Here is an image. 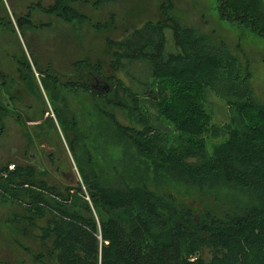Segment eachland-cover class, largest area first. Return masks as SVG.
<instances>
[{
	"label": "trees",
	"instance_id": "obj_1",
	"mask_svg": "<svg viewBox=\"0 0 264 264\" xmlns=\"http://www.w3.org/2000/svg\"><path fill=\"white\" fill-rule=\"evenodd\" d=\"M81 1L53 0L47 6L30 3L27 13L16 16L11 26L22 33L49 28V23L33 21L35 7L67 22L85 21L86 16L73 6ZM219 1L228 19L264 36V0ZM172 9V0H162L160 18L145 21L120 39L108 40L110 73L105 77L100 64L88 59L74 63L80 80L60 78L49 66L41 69L36 64L40 86L56 120L66 110L65 94L77 89L94 100L102 97L119 105L120 101L110 97L114 85L139 110V93L151 87L148 99L172 130L163 125L124 126L113 113L100 107L95 110L106 118L118 139L132 145L158 170H170L184 184L198 189L220 185L242 189L254 203L222 218L210 213L198 217L171 195L83 166L79 171L85 190L77 184L63 192L37 178L31 166L9 169V164L0 165L1 197L24 204L20 217L25 226L36 228V219L49 212L38 228L48 255L46 264H264V103L256 100L248 84L250 74L225 45H210L205 36L181 27L170 15ZM166 28L172 30L173 49L166 45ZM11 58L16 60L14 55ZM16 62L23 84L37 91L38 77L24 51ZM117 73L127 74L133 89L125 87ZM138 75L142 80H137ZM98 79L111 84L107 93ZM93 81L98 88L91 87ZM138 82L139 87L134 85ZM0 85L6 89L1 71ZM210 95L227 108L222 124L214 122ZM3 108L0 100V116L13 110ZM67 124L74 133L72 142L79 144V130L75 127L73 132L75 124ZM13 221L18 222L17 216ZM23 230L27 232L26 227Z\"/></svg>",
	"mask_w": 264,
	"mask_h": 264
},
{
	"label": "rangeland",
	"instance_id": "obj_2",
	"mask_svg": "<svg viewBox=\"0 0 264 264\" xmlns=\"http://www.w3.org/2000/svg\"><path fill=\"white\" fill-rule=\"evenodd\" d=\"M38 1L43 6L53 2L0 0V71L2 78L6 79L5 92L15 104L13 110L5 111V116H0V165L31 166L37 178L63 192H66L67 186L77 184L85 190L79 171L83 166L103 176L118 177L128 183H143L153 190L171 195L185 207L190 206L198 217L210 213L211 216L222 218L254 203L253 197L242 189L227 185L198 189L184 184L170 170H158L151 160L136 152L132 145L118 139L106 118L95 110L100 107L113 113L124 126L141 129L143 125L151 124L163 125L172 130L159 118L148 99L151 87L139 93L140 108L137 110L121 88L98 79L100 84L103 83L101 85L112 86V89L109 88L112 91L110 97L121 104H109L102 97L94 100L88 93L77 89L65 94L66 110L58 114L56 120L53 107L40 86L36 64L41 69L49 66L60 78L80 80L81 73L74 70V63L88 59L91 64H100L103 77L108 75V40L120 39L145 21L160 18L159 5L162 0H108L100 4H96V0H83L73 4L86 16L82 22H67L46 15L35 7L33 21L49 23V28L28 29L24 33L16 27L14 30L11 25H14L16 16L26 14L28 4L36 5ZM172 3L170 15L181 27H190L196 36H205L210 45H225L227 52L250 74L248 84L256 100L264 103V36L237 20L228 19V15L221 10L219 0H172ZM164 35L166 45L170 44L173 49L171 28H166ZM23 51L38 77L39 94L36 90L29 91L19 78L16 61ZM11 55H14L15 61ZM126 75L117 73L122 84L133 89ZM140 78L138 75L137 80ZM92 84L96 85V82ZM138 84L134 85L139 87ZM16 95L17 99L13 100ZM209 104L214 112V122L222 124L227 118L226 106L213 95H210ZM68 122L75 124L73 132L76 127L82 136L77 145L72 142L74 133ZM23 212V203L2 198L0 194V264L48 262L45 246L38 238V228L44 225L49 212L42 219H36V228L33 229L25 226L20 217ZM16 216L17 223L13 221ZM23 227H26V233ZM203 257L208 259L209 253L204 251Z\"/></svg>",
	"mask_w": 264,
	"mask_h": 264
},
{
	"label": "flooded vegetation",
	"instance_id": "obj_3",
	"mask_svg": "<svg viewBox=\"0 0 264 264\" xmlns=\"http://www.w3.org/2000/svg\"><path fill=\"white\" fill-rule=\"evenodd\" d=\"M5 88H3L1 85H0V100H2L3 102V105H4V110H6V108L8 106H11L13 108H15V104L13 101H11V99H9V96L8 94L5 92V90H3Z\"/></svg>",
	"mask_w": 264,
	"mask_h": 264
},
{
	"label": "water",
	"instance_id": "obj_4",
	"mask_svg": "<svg viewBox=\"0 0 264 264\" xmlns=\"http://www.w3.org/2000/svg\"><path fill=\"white\" fill-rule=\"evenodd\" d=\"M98 85H99V84H98ZM91 87H92L93 89L98 88V87L95 86V85H91ZM101 90L107 93V92L109 91V86H108V85H104V86L101 87Z\"/></svg>",
	"mask_w": 264,
	"mask_h": 264
},
{
	"label": "built area",
	"instance_id": "obj_5",
	"mask_svg": "<svg viewBox=\"0 0 264 264\" xmlns=\"http://www.w3.org/2000/svg\"><path fill=\"white\" fill-rule=\"evenodd\" d=\"M8 168H9V169H13V168H14V165L11 164V166L9 165Z\"/></svg>",
	"mask_w": 264,
	"mask_h": 264
},
{
	"label": "bare ground",
	"instance_id": "obj_6",
	"mask_svg": "<svg viewBox=\"0 0 264 264\" xmlns=\"http://www.w3.org/2000/svg\"><path fill=\"white\" fill-rule=\"evenodd\" d=\"M239 231V230H238Z\"/></svg>",
	"mask_w": 264,
	"mask_h": 264
}]
</instances>
